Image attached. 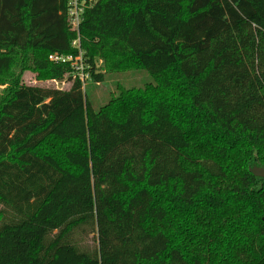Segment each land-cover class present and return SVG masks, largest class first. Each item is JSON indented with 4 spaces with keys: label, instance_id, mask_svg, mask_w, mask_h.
I'll list each match as a JSON object with an SVG mask.
<instances>
[{
    "label": "trees",
    "instance_id": "16d2710c",
    "mask_svg": "<svg viewBox=\"0 0 264 264\" xmlns=\"http://www.w3.org/2000/svg\"><path fill=\"white\" fill-rule=\"evenodd\" d=\"M69 1L0 0V264H264V0Z\"/></svg>",
    "mask_w": 264,
    "mask_h": 264
},
{
    "label": "rangeland",
    "instance_id": "374dc122",
    "mask_svg": "<svg viewBox=\"0 0 264 264\" xmlns=\"http://www.w3.org/2000/svg\"><path fill=\"white\" fill-rule=\"evenodd\" d=\"M84 3V0L81 1ZM102 61H96V71H100ZM38 70L28 69L24 71L23 81L26 84L39 85L42 87H56L60 89H67L70 84L64 81L54 82L50 79H39ZM154 82L153 78L143 69H132L126 71H117L109 73L105 76V81L100 84H93L87 82L85 86V91L93 102V108L95 110L99 109L101 106L108 103L112 98H115L120 93V88H142L145 84ZM155 83V82H154ZM6 86H0V96L3 94V88ZM90 243L92 240H88ZM86 240H84V244Z\"/></svg>",
    "mask_w": 264,
    "mask_h": 264
},
{
    "label": "built area",
    "instance_id": "2783aa9c",
    "mask_svg": "<svg viewBox=\"0 0 264 264\" xmlns=\"http://www.w3.org/2000/svg\"><path fill=\"white\" fill-rule=\"evenodd\" d=\"M81 1L82 0H70L68 9V21L71 26V30L75 31L77 35H79L78 30L82 19V13L87 4L86 0H84L85 4L81 3ZM72 45L78 48V54L76 56H61L57 54H51L49 55V60L56 63L69 62L74 78H77L84 88L90 78V75L87 71L88 65L83 56V51L80 48L79 36L72 42Z\"/></svg>",
    "mask_w": 264,
    "mask_h": 264
},
{
    "label": "water",
    "instance_id": "95a60500",
    "mask_svg": "<svg viewBox=\"0 0 264 264\" xmlns=\"http://www.w3.org/2000/svg\"><path fill=\"white\" fill-rule=\"evenodd\" d=\"M250 172L255 176L264 177V168L263 167H253L250 168Z\"/></svg>",
    "mask_w": 264,
    "mask_h": 264
}]
</instances>
